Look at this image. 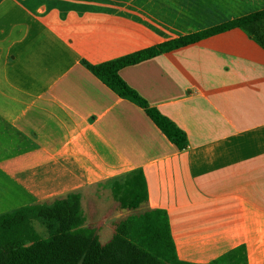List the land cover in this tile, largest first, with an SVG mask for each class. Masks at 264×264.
<instances>
[{"label":"crops","instance_id":"obj_1","mask_svg":"<svg viewBox=\"0 0 264 264\" xmlns=\"http://www.w3.org/2000/svg\"><path fill=\"white\" fill-rule=\"evenodd\" d=\"M261 9L264 0H1L0 214L73 194L106 204L98 219L114 226L129 210L111 184L140 169L139 208L166 212L178 260L206 264L243 245L247 264H264V48L234 28L119 71L185 133L182 149L84 64Z\"/></svg>","mask_w":264,"mask_h":264},{"label":"trees","instance_id":"obj_2","mask_svg":"<svg viewBox=\"0 0 264 264\" xmlns=\"http://www.w3.org/2000/svg\"><path fill=\"white\" fill-rule=\"evenodd\" d=\"M263 22L264 9H261L113 60L96 65L83 62L117 96L141 108L166 138L178 149H182L186 145L185 133L131 88L120 77L119 71L158 54L234 28L246 32L264 48V33L261 31ZM111 191L121 209H137L147 201L142 170L138 169L114 180ZM63 202L68 203L71 213L76 214L75 217L72 215L73 220L68 224L70 229L67 231L65 249L57 238L56 230L60 228L58 218L47 220L50 231L44 240H37L38 237L32 229V225L39 220L41 225L46 221L38 211H57L58 205L48 207L47 204L50 203L40 202L0 214V264H195L177 259L168 217L163 209H150L139 216H130L117 222L113 226L112 238L101 243L92 228L80 226L81 216H77L80 213L78 197L71 194ZM206 264H247L245 247L239 245L232 248Z\"/></svg>","mask_w":264,"mask_h":264},{"label":"rangeland","instance_id":"obj_3","mask_svg":"<svg viewBox=\"0 0 264 264\" xmlns=\"http://www.w3.org/2000/svg\"><path fill=\"white\" fill-rule=\"evenodd\" d=\"M105 195H108L109 193L106 191L104 192ZM66 198H57V201L47 202L50 204H47L48 207H52L54 205L59 206V210L57 211H48L44 213L42 210L38 211L41 217H45L46 221L41 225V220L39 222L32 225V229L37 235V240H44L49 235V227H48V221L54 218L59 219V229L57 228V238L61 244V246L65 249L67 247V231L70 229L68 224L69 222H72L73 219L72 215L75 217V212L71 213L68 203H64L63 200ZM40 203V202H39ZM72 204V203H71ZM80 208L79 215L77 214L78 218L81 216V214L84 215V220L81 219L82 226L83 223H85L84 227L92 228L94 230V234L96 235L97 239L101 243H106L108 240L112 238V235L114 234L113 224L111 221L107 220H99L98 217L101 215V207L100 206H106L105 205H99V202L96 201L94 197H88L86 199L79 200L78 204ZM111 206V205H110ZM46 208V205H45ZM40 209V208H39ZM143 212L142 208H137L132 211H128V217L130 216H139ZM71 219V220H70ZM99 222V223H98ZM94 227V228H93ZM79 230H77L78 232ZM78 236V235H77Z\"/></svg>","mask_w":264,"mask_h":264}]
</instances>
